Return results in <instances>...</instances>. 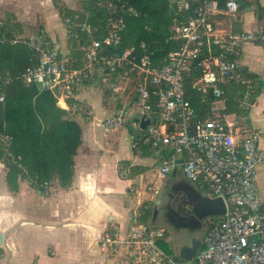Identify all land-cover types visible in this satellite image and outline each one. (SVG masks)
<instances>
[{"label": "built area", "instance_id": "2783aa9c", "mask_svg": "<svg viewBox=\"0 0 264 264\" xmlns=\"http://www.w3.org/2000/svg\"><path fill=\"white\" fill-rule=\"evenodd\" d=\"M222 1L187 0L191 17L177 28L182 44L158 64L153 62L155 50L146 48L138 58L135 45L122 48L126 29L122 17L94 26L83 8L63 18L65 44L43 31L0 34V45L22 44L32 51L30 64L19 76L40 89H58L60 107L64 100V108L69 109L67 97L90 87L93 77L102 76L110 90L107 104L115 105L101 120L103 128L127 125L134 136L144 133L146 143L159 155V177L166 178L180 166L183 175L204 187L207 195L224 200L226 212L208 227L191 260L168 252L162 246L166 229L141 220L138 211L130 213L125 230L109 225L102 243L119 255V264H264V203L257 185L258 168L264 162L261 134L248 114L213 111L201 117L186 95L185 78L193 64L199 72L193 88L204 94L222 97L229 85H244L247 94L258 89L260 78L252 76L236 55L243 43L264 44V26L215 36L212 40L219 50L209 45L205 52L204 39L214 35L212 16L220 11L236 14L240 8L239 0ZM120 68L123 75L117 79L103 73ZM13 80L0 71V101ZM121 83L129 86L131 98L117 95ZM240 107H249L245 99ZM143 119H150L145 130ZM17 165L27 173L24 165ZM49 184L45 182V188Z\"/></svg>", "mask_w": 264, "mask_h": 264}, {"label": "crops", "instance_id": "0c3cea01", "mask_svg": "<svg viewBox=\"0 0 264 264\" xmlns=\"http://www.w3.org/2000/svg\"><path fill=\"white\" fill-rule=\"evenodd\" d=\"M239 3L236 14L220 11L212 16L214 35L210 39L206 37L204 45L215 48L212 40L215 36L264 26V0H239ZM69 5L70 9L78 8L71 2ZM58 13L49 18L45 29L36 32H46L52 39L65 44L64 16ZM4 14L10 15L0 12V16ZM57 27H62L65 33H59ZM236 58L262 82L256 101L248 109V118L260 132V146L264 149V44L243 43ZM99 82L92 83L77 96L86 100L98 117H83L79 113L73 116L83 128V141L75 156L72 187L63 188L55 180L42 191L33 187L28 179L19 177L18 190L12 191L7 182V162L0 163V232L4 235V244H0V264H119V255L102 243L104 231L111 224L125 230L133 211H138L140 219L146 221L141 217H146L143 214L146 204L155 198L153 190L156 192L163 183L165 185L166 178L158 175L159 157L155 173L159 184L154 187V182L148 181L146 176L153 165L151 155H159L146 143L142 132L136 134L141 136L136 139L127 125L111 130L103 128L101 120L115 105L110 107L104 101ZM118 86L116 93L121 99L131 98L127 84ZM226 90L227 97L234 100L243 89L229 85ZM225 107L226 99L220 100L213 105L211 113H223ZM179 169L180 166L172 174L177 175ZM182 180L178 178L168 183ZM257 185L264 203V162L258 168ZM146 222L153 224L154 221L151 218ZM167 242L166 239L165 245ZM181 245H176L175 250Z\"/></svg>", "mask_w": 264, "mask_h": 264}, {"label": "trees", "instance_id": "16d2710c", "mask_svg": "<svg viewBox=\"0 0 264 264\" xmlns=\"http://www.w3.org/2000/svg\"><path fill=\"white\" fill-rule=\"evenodd\" d=\"M84 1L83 9L89 12V20L94 26L102 27L110 17H122L126 24L122 48L127 44L135 45L138 58H141L146 48L155 50V64L165 62L171 53L179 50L182 38L177 28L189 20L192 9L186 6L184 0ZM79 9L73 10L63 5L59 10L66 17ZM14 29L15 24L12 22L2 24L0 34L11 36ZM204 49L206 52V45ZM214 49L219 50L216 45ZM32 54V51L22 44L0 45V71L14 77L5 89V100L0 101V136L5 137L4 140L0 139V163L7 162V182L12 191L18 190L19 177L28 179L33 187L42 191L45 189V182L51 183L55 180L61 187L70 188L74 181L75 156L83 141V128L72 113L78 109L91 110V106L86 100L77 97L83 91L79 89L67 97L69 109L60 107L58 89H40L37 85L27 84L21 79L19 75L30 64ZM192 66L185 78L186 95L201 117L210 116L213 105L223 99H226L224 113L248 114L249 107L256 101L261 90V81L258 89L250 94H247L244 85H232L243 89L236 99L227 97V87L224 95L216 98L211 93L204 94L193 88L192 83L199 76V72L195 64ZM122 71V68L114 72L107 69L103 73L113 75L112 77L117 79L123 75ZM98 78V84H105L103 77L97 75L92 78L90 85L96 83ZM109 93L110 90L106 88L105 102ZM243 99L249 106L246 109L240 107V101ZM60 105L65 106V103L60 100ZM140 137L135 136L136 139ZM17 163L24 165L27 173L19 168ZM147 209L143 214L152 215ZM162 246L165 248L164 242Z\"/></svg>", "mask_w": 264, "mask_h": 264}, {"label": "rangeland", "instance_id": "374dc122", "mask_svg": "<svg viewBox=\"0 0 264 264\" xmlns=\"http://www.w3.org/2000/svg\"><path fill=\"white\" fill-rule=\"evenodd\" d=\"M187 0H184V3ZM76 5L78 8H83L84 6V0H0V12L5 13L9 12L10 15L5 14L3 16H0V22L3 24L12 22L15 24V33L20 32H26V33H34L40 29H45L46 24L49 20V18H53L56 16V13L58 11L60 12V7ZM20 19H19V18ZM42 27V28H41ZM59 33H65V30H63L62 27L56 28ZM102 88V94H104V91L106 88H108V83L105 84H99ZM99 88V87H98ZM81 96H83L81 94ZM104 98V96H103ZM86 111V112H85ZM83 110L78 109V111H74L72 113L73 116H79L83 117H92L93 119H96L98 116L93 112V107L91 106V110ZM101 136L104 138V133L101 132ZM153 159V165L149 168L146 176L148 181H153L152 185L155 187L157 184H159V180L156 178L155 173L157 170L158 162L157 159H159V156H155L154 154L151 155ZM178 178H181L183 180H187V178L183 175L181 170H178L177 175H173L172 172L166 177L164 180L165 185L163 183V186L160 187L156 192L153 190V194L155 198L153 200H149L146 204L147 210L151 211L153 214L155 206H157L158 214L156 220L153 222L154 225L160 226L166 229V239H167V245L165 246L166 250H168L170 253L175 254V246L181 245L182 243H191V240L193 237L203 238L205 232L207 231L208 227L213 224V222L218 219V216L210 217V219H207L206 225L204 229H197L195 231L188 230L184 227H176L173 226L170 222L166 219V210H165V202L167 200V191L170 189L171 183L168 181H174ZM152 185L149 186V191L152 190ZM201 187V186H200ZM204 188V187H201ZM205 189V188H204ZM203 191V189H201ZM158 200H161L159 204H157ZM146 221H151L152 215L146 214Z\"/></svg>", "mask_w": 264, "mask_h": 264}, {"label": "flooded vegetation", "instance_id": "af4514ba", "mask_svg": "<svg viewBox=\"0 0 264 264\" xmlns=\"http://www.w3.org/2000/svg\"><path fill=\"white\" fill-rule=\"evenodd\" d=\"M200 194L207 195L188 179L171 184L165 202L167 221L178 228L186 226V229L191 231L204 229L206 221L210 217L197 220L195 207ZM198 212L202 213V209L198 208Z\"/></svg>", "mask_w": 264, "mask_h": 264}, {"label": "water", "instance_id": "95a60500", "mask_svg": "<svg viewBox=\"0 0 264 264\" xmlns=\"http://www.w3.org/2000/svg\"><path fill=\"white\" fill-rule=\"evenodd\" d=\"M150 124V119H143L141 122L142 128L145 130L147 126ZM182 162V159L178 160ZM175 173V171L173 172ZM161 200H158L157 204H159ZM198 208L202 209V213L198 212ZM197 220L203 217H221L226 212L225 202L221 197H213L211 195H202L200 194V198L195 207ZM158 209L155 206L153 211L152 221H155L157 218ZM186 228V226L184 227ZM201 238L193 237L190 244H183L181 246H177V256L182 259L191 260L196 255L200 245ZM0 244H4V235L0 232Z\"/></svg>", "mask_w": 264, "mask_h": 264}, {"label": "bare ground", "instance_id": "6f19581e", "mask_svg": "<svg viewBox=\"0 0 264 264\" xmlns=\"http://www.w3.org/2000/svg\"><path fill=\"white\" fill-rule=\"evenodd\" d=\"M239 56V55H238Z\"/></svg>", "mask_w": 264, "mask_h": 264}]
</instances>
